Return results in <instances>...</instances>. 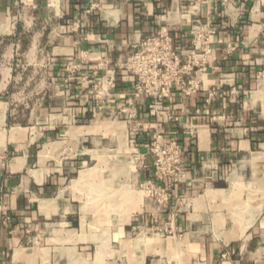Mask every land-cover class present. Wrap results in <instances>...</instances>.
Instances as JSON below:
<instances>
[{"label": "crops", "instance_id": "0c3cea01", "mask_svg": "<svg viewBox=\"0 0 264 264\" xmlns=\"http://www.w3.org/2000/svg\"><path fill=\"white\" fill-rule=\"evenodd\" d=\"M161 32L198 62L167 120L121 68ZM135 126L185 151L166 205ZM0 264H264V0H0Z\"/></svg>", "mask_w": 264, "mask_h": 264}, {"label": "built area", "instance_id": "2783aa9c", "mask_svg": "<svg viewBox=\"0 0 264 264\" xmlns=\"http://www.w3.org/2000/svg\"><path fill=\"white\" fill-rule=\"evenodd\" d=\"M214 29L197 22L191 30L193 52L207 53L210 36ZM197 60L182 61L181 52L176 48L172 36L161 32L145 38L134 45L121 68L134 78L132 99L148 100L149 114L167 120L166 100L173 90L187 98L195 92L197 85L191 77ZM129 144L133 150L146 147V153H136V160L151 159L152 179L139 185L147 200L166 205L171 200L170 187L163 188L157 183L175 182L182 177L185 151L176 138L165 139L162 133L149 136L146 127L135 126L130 130ZM144 168H147L144 165Z\"/></svg>", "mask_w": 264, "mask_h": 264}, {"label": "bare ground", "instance_id": "6f19581e", "mask_svg": "<svg viewBox=\"0 0 264 264\" xmlns=\"http://www.w3.org/2000/svg\"><path fill=\"white\" fill-rule=\"evenodd\" d=\"M109 131V130H108ZM105 132H106V130H105ZM121 153V152H120Z\"/></svg>", "mask_w": 264, "mask_h": 264}]
</instances>
